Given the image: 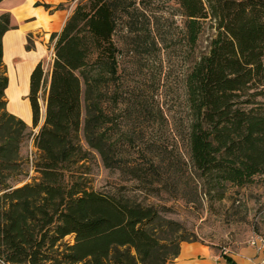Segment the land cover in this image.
<instances>
[{
  "label": "trees",
  "instance_id": "obj_1",
  "mask_svg": "<svg viewBox=\"0 0 264 264\" xmlns=\"http://www.w3.org/2000/svg\"><path fill=\"white\" fill-rule=\"evenodd\" d=\"M140 4L145 0H65L52 8L69 13L50 35L47 70L43 61L31 70V126L7 110L2 37L13 26L10 12L0 13V264H167L183 241L197 240L154 203L95 189L90 178L96 155L106 168L141 183L161 173L152 163H121L103 129L99 81L91 73L117 59L118 30L137 36L148 28ZM173 5L180 17L173 37L191 65L185 75L190 158L206 193L215 190L221 199L226 183L243 187L264 174V0ZM206 26L212 30L207 49L196 53ZM31 135L36 153L29 163L20 146Z\"/></svg>",
  "mask_w": 264,
  "mask_h": 264
},
{
  "label": "rangeland",
  "instance_id": "obj_2",
  "mask_svg": "<svg viewBox=\"0 0 264 264\" xmlns=\"http://www.w3.org/2000/svg\"><path fill=\"white\" fill-rule=\"evenodd\" d=\"M73 6L74 1L69 9ZM140 8L148 28L137 36L118 30L114 35L119 47L117 59L96 65L91 73L99 81L101 96L97 97L96 106L102 115L103 129L111 134L121 163L141 167L152 163L160 167L161 173L141 183L128 173L106 168L96 155L90 174L93 187L124 191L142 202L154 203L164 215L180 221L193 233L197 239L193 242L217 253L233 252L248 245L252 234L264 236V174L243 187L226 183L221 199L215 190L206 193V185L190 158L191 113L185 75L191 65L178 38L173 37L180 17L173 16V0H145V6L140 4ZM33 12L44 28L57 26L49 24L50 18L41 9ZM211 35V28L206 26L196 53L206 51ZM26 64L16 65L18 79L9 91L10 109L16 113L8 111L30 121L31 109L25 95L31 65ZM44 68L46 71V65ZM40 104L43 111V100ZM42 122L43 117L33 133ZM20 153L29 163L35 157L32 135L23 140ZM31 175L34 172L30 168ZM29 176L25 180H30ZM66 239L73 241L72 236Z\"/></svg>",
  "mask_w": 264,
  "mask_h": 264
},
{
  "label": "crops",
  "instance_id": "obj_3",
  "mask_svg": "<svg viewBox=\"0 0 264 264\" xmlns=\"http://www.w3.org/2000/svg\"><path fill=\"white\" fill-rule=\"evenodd\" d=\"M64 0H2L0 2V13L8 11L11 14V25L13 28L7 30L2 37L3 63L6 67L8 76V85L5 89V98L7 100V110L16 113L10 109V87L18 79V66L31 65L29 76L33 67L43 61L49 65L53 57V42L50 35L53 32H59L69 13L68 9H52L55 5ZM40 3V4H36ZM41 3L50 4L49 9H45ZM41 9L50 18L49 24L56 23L57 26L44 28L37 23L38 18L33 10ZM52 9V10H51ZM43 16H41L42 18ZM27 43L31 48L27 49ZM26 75V71L24 72ZM28 91L26 92L28 94ZM27 94L25 98H27ZM29 102V100H28ZM31 109V108H30ZM17 116V115H16ZM32 118V114H31ZM28 125L30 121H25ZM236 264H256L258 255L253 247L246 245L239 249L226 253ZM169 264V263H167ZM171 264H225L221 253H217L206 245L199 242H182L180 244L179 255L171 261Z\"/></svg>",
  "mask_w": 264,
  "mask_h": 264
},
{
  "label": "built area",
  "instance_id": "obj_4",
  "mask_svg": "<svg viewBox=\"0 0 264 264\" xmlns=\"http://www.w3.org/2000/svg\"><path fill=\"white\" fill-rule=\"evenodd\" d=\"M248 245L253 247L258 255L256 264H264V236L252 234L248 239Z\"/></svg>",
  "mask_w": 264,
  "mask_h": 264
},
{
  "label": "bare ground",
  "instance_id": "obj_5",
  "mask_svg": "<svg viewBox=\"0 0 264 264\" xmlns=\"http://www.w3.org/2000/svg\"><path fill=\"white\" fill-rule=\"evenodd\" d=\"M23 73V72H22Z\"/></svg>",
  "mask_w": 264,
  "mask_h": 264
}]
</instances>
